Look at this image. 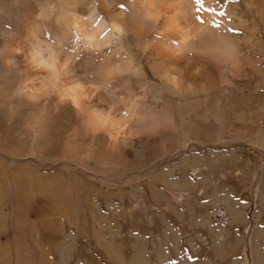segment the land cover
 Instances as JSON below:
<instances>
[{
  "label": "bare ground",
  "instance_id": "obj_1",
  "mask_svg": "<svg viewBox=\"0 0 264 264\" xmlns=\"http://www.w3.org/2000/svg\"><path fill=\"white\" fill-rule=\"evenodd\" d=\"M218 93L249 111L220 135L264 134V0H0V182L23 166L38 214L93 207L73 169L111 185L178 151Z\"/></svg>",
  "mask_w": 264,
  "mask_h": 264
},
{
  "label": "rangeland",
  "instance_id": "obj_2",
  "mask_svg": "<svg viewBox=\"0 0 264 264\" xmlns=\"http://www.w3.org/2000/svg\"><path fill=\"white\" fill-rule=\"evenodd\" d=\"M217 97L219 105L195 119L213 128L186 144L179 135V150L142 172L123 169L117 179L108 172L113 183L105 185L72 168L92 183L86 212L38 214L9 181L26 169H10L0 182V264H264V134L220 135L221 123L240 127L249 111Z\"/></svg>",
  "mask_w": 264,
  "mask_h": 264
},
{
  "label": "snow or ice",
  "instance_id": "obj_3",
  "mask_svg": "<svg viewBox=\"0 0 264 264\" xmlns=\"http://www.w3.org/2000/svg\"><path fill=\"white\" fill-rule=\"evenodd\" d=\"M197 3H199L201 5V7H203V0H197ZM151 7V5H149ZM208 11L210 12H215L216 10L214 8H209ZM225 15V13L221 12L220 16L223 17ZM201 23H203V20H200ZM230 31H233L232 29H230Z\"/></svg>",
  "mask_w": 264,
  "mask_h": 264
}]
</instances>
